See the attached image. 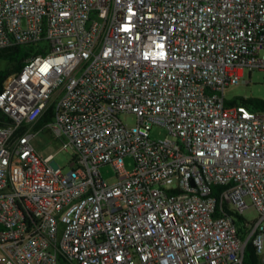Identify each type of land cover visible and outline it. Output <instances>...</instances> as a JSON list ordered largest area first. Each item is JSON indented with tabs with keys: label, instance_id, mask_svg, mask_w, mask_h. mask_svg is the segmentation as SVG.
I'll return each mask as SVG.
<instances>
[{
	"label": "built area",
	"instance_id": "built-area-1",
	"mask_svg": "<svg viewBox=\"0 0 264 264\" xmlns=\"http://www.w3.org/2000/svg\"><path fill=\"white\" fill-rule=\"evenodd\" d=\"M15 46L0 264H242L248 242L264 264V107L226 97L254 71L264 85V0H0ZM44 129L68 169L36 148Z\"/></svg>",
	"mask_w": 264,
	"mask_h": 264
},
{
	"label": "rangeland",
	"instance_id": "rangeland-1",
	"mask_svg": "<svg viewBox=\"0 0 264 264\" xmlns=\"http://www.w3.org/2000/svg\"><path fill=\"white\" fill-rule=\"evenodd\" d=\"M5 66L6 61L0 59V69H3ZM262 77V72L254 71L251 74V83L249 85H236L228 89L226 92V97L241 96L244 98L253 97L264 99V85L261 83ZM40 119L41 118H39V120ZM120 119L129 126L135 124L136 120L133 113H122L120 114ZM165 135L166 131L160 125L155 124L150 130V138L152 139L162 138ZM34 144L39 152H41L43 155L47 154L48 152L53 153V160L60 167H63L64 169H68L70 167V159L73 154L72 149H61L60 144L57 143L53 134L49 130L44 129L43 131L39 132L34 138ZM124 167L126 170L132 169L133 158L131 156H126L124 158ZM100 171L103 179L111 180L114 178V169L110 164L102 166ZM242 216L246 220L253 221L257 217V211L254 207H249L242 212Z\"/></svg>",
	"mask_w": 264,
	"mask_h": 264
},
{
	"label": "trees",
	"instance_id": "trees-1",
	"mask_svg": "<svg viewBox=\"0 0 264 264\" xmlns=\"http://www.w3.org/2000/svg\"><path fill=\"white\" fill-rule=\"evenodd\" d=\"M28 55L27 49L23 46H15L10 49L0 51V59L6 61V66L0 69V90L2 88V82L5 76L12 70H19L23 65V62ZM242 102L251 108H263L264 99L260 98H241ZM50 117V111L43 115L37 122V125H41L47 121ZM7 119L6 115L0 110V121ZM239 218V217H238ZM240 220V218H239ZM242 264H260L259 257L257 256L255 249L251 242H248L244 248Z\"/></svg>",
	"mask_w": 264,
	"mask_h": 264
}]
</instances>
